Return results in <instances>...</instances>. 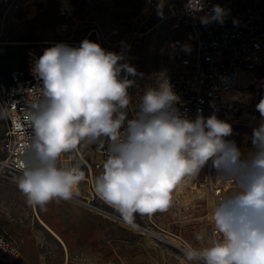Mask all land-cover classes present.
<instances>
[{
	"label": "clouds",
	"instance_id": "9594fccd",
	"mask_svg": "<svg viewBox=\"0 0 264 264\" xmlns=\"http://www.w3.org/2000/svg\"><path fill=\"white\" fill-rule=\"evenodd\" d=\"M156 7L163 16V0ZM187 7L203 10L201 2L194 8L192 0ZM229 12L213 5L201 21L223 24ZM127 48L121 41L117 53L84 39L78 46L56 43L34 60L32 72L42 86L35 90L25 117L33 135L25 144L16 178L27 204L46 210L52 201L79 196L84 171L78 164L63 167L59 161L82 143L107 140V159L94 189L128 223L137 213L166 211L173 189L184 178L199 176L211 162L217 179L231 189L214 199L212 233L204 245L181 249L182 264H264V97L255 105L260 119L255 123L252 117L255 126L247 151L228 139L233 126L215 112L205 117L198 111L195 119L182 113L166 71L154 74V85L144 92L138 111L129 119V89L143 74L122 63ZM195 239L205 237L198 233Z\"/></svg>",
	"mask_w": 264,
	"mask_h": 264
},
{
	"label": "built area",
	"instance_id": "2783aa9c",
	"mask_svg": "<svg viewBox=\"0 0 264 264\" xmlns=\"http://www.w3.org/2000/svg\"><path fill=\"white\" fill-rule=\"evenodd\" d=\"M50 1L53 0H0L2 25L9 14L28 15V7L44 5ZM55 1L59 4L61 16V21L56 26V35L59 38L64 40L71 37L78 22L85 23L90 26L85 38L95 35L102 47L104 38L102 30L98 23L90 18L94 0ZM145 1L151 12H157L156 6L160 0ZM197 2L203 4V10H190L187 7L189 0H163L165 16L162 19L170 20L179 33L170 37L157 51V54L166 60L161 71H166L170 77L174 91L181 100L177 107L188 118L195 119L198 111L205 117L215 112L218 118L229 122L231 112L229 93L248 84L246 82L252 78L264 76V0H192L194 8ZM213 5L230 10L223 24L217 21L202 23L201 17L209 14ZM79 9L84 12L83 19H78ZM188 34L191 37L189 40ZM184 45L190 50H183ZM38 57V54L29 52L25 67L10 69L6 77L0 74V110L5 113L4 117L7 120L3 139L5 154L0 158V178H15L21 174L25 144L33 135V130L25 117L36 96L35 90L42 86V81H39L32 72L34 60ZM107 149V140L102 144L95 143L93 150L96 161L93 164L89 159L80 156L89 171L92 192L89 196L80 193L70 201L102 215L106 210L95 201L98 195L94 189L93 169H99L103 173ZM77 151L78 149L73 150L72 153L75 154ZM67 154H62L59 161L63 167L70 162L71 157L69 159L64 157ZM206 167L210 175L206 195L204 197L199 195L202 193L203 184L199 185L194 178H184L173 189L171 206L178 207L182 204L183 212L190 213L196 204L205 202L206 213L203 218H207L209 231L206 236L209 237L213 228L211 208L214 199L218 200L226 194L230 185L221 184L217 174H213L216 170L211 162ZM191 191L195 192L197 199L190 196ZM124 223L136 225L142 233L152 237L159 245L174 251L181 258L183 255L181 249L191 244L179 232L157 224L152 228L134 222ZM21 255L20 239L8 229L0 227V264H14Z\"/></svg>",
	"mask_w": 264,
	"mask_h": 264
},
{
	"label": "rangeland",
	"instance_id": "374dc122",
	"mask_svg": "<svg viewBox=\"0 0 264 264\" xmlns=\"http://www.w3.org/2000/svg\"><path fill=\"white\" fill-rule=\"evenodd\" d=\"M90 12V18L98 23L105 38L106 45H104L103 38L102 48L112 49L119 53L122 50L121 41L125 42L130 48L126 49L127 59L122 63L131 64L138 73L143 74L142 77L137 76L135 78L136 85L129 89L131 103L128 108V118L131 119L139 109L144 92L149 86L154 85V74L159 73L166 63V60L157 54L159 47L165 44L170 37L177 36L179 30L173 27L170 20L162 19L165 16L164 12L163 16L158 15L157 12H151L145 0H94ZM83 14V10L79 9L77 11L78 19H83ZM2 21L3 15L0 11V74L4 77L12 68L25 67L29 52L41 56L46 48L56 44L46 41H58L71 46H78L82 40L86 39L85 37L90 30L89 25L78 22V26L71 37L64 40L59 38L56 35V26L61 21V16L59 15V4L55 0L44 5H34V9L28 15L9 14L5 17L3 25ZM190 38L188 34L187 39ZM87 39L98 43L93 34ZM262 97H264V77L260 78V82H258L257 98L253 101L254 106ZM252 117H256L255 123H258L260 113L256 108L245 117L237 120L239 124L234 125L237 135L233 133L228 138L234 140L242 151L251 148L249 137L252 127L255 126V123H250ZM6 129L7 120L3 115L0 116V158L5 154L3 139ZM94 145L95 143L79 145V150L86 159L90 158L89 160H91ZM70 153L72 154L69 152L64 157L69 159ZM77 164L84 173H87L86 166L80 156L68 162L65 167H72ZM213 174H217V172L215 171ZM209 176L205 166L199 176L194 177L199 185H204L202 193L199 194L200 197L206 195ZM16 178H0V227L15 231L21 236L24 244L28 243L30 250L39 252V256L43 259L40 264H58L61 261L57 260L58 252L56 251L55 238L40 225L35 217L33 207L27 204L26 197L18 189ZM194 186L193 183L192 187ZM230 189L231 185L226 193ZM82 193L84 194V192ZM189 194L194 198L197 196L192 191ZM95 201L104 210L120 216L112 206L98 196ZM205 204L204 202L195 205L190 213L183 212L182 204L178 207L171 206L164 212L157 211L151 215L137 213L132 222L152 228H155V224H157L177 231L188 239L194 247H201L208 239L206 233L209 231L207 218H203L204 211H206ZM91 212L101 215L104 217V222H108L112 226L109 227L114 230L115 235L117 234L116 240L113 242L114 248L113 246L106 248L108 242L104 240V261H70V264H182V261L178 260L180 256L177 253L163 249L164 246H159L152 237L142 233L134 224H126L112 217ZM198 233L204 235V241L195 239ZM116 243L120 244L119 249H123V251L117 252Z\"/></svg>",
	"mask_w": 264,
	"mask_h": 264
},
{
	"label": "crops",
	"instance_id": "0c3cea01",
	"mask_svg": "<svg viewBox=\"0 0 264 264\" xmlns=\"http://www.w3.org/2000/svg\"><path fill=\"white\" fill-rule=\"evenodd\" d=\"M255 108L254 106L251 110ZM95 161L96 156L93 150L90 162L93 164ZM86 170L85 179L79 185V192L81 194L84 192L83 195L89 196L92 192L90 187L91 180L89 179L87 167ZM101 174V170L93 169L94 182L95 178ZM36 208L37 220L42 219L45 222L46 226L39 221L40 225L55 238L57 243V260L61 261L58 264H70V261H104V240L108 242L106 248L109 246L114 248L113 242L116 240L117 234H114V230L109 227L111 225L108 222H104V217L101 215L68 201H60L59 203L52 201L46 206V210H42L38 206ZM204 208L206 210V206ZM204 212L206 213V211ZM8 230L20 239L21 251L23 252L21 258L14 264H40V261H43L39 256V252L30 250L28 243L24 244L18 233ZM119 246L120 244L116 243L117 252L119 250L123 251V249H119ZM159 246L163 247L162 245ZM163 249L171 251L166 247H163ZM178 260L182 261V258L180 257Z\"/></svg>",
	"mask_w": 264,
	"mask_h": 264
},
{
	"label": "bare ground",
	"instance_id": "6f19581e",
	"mask_svg": "<svg viewBox=\"0 0 264 264\" xmlns=\"http://www.w3.org/2000/svg\"><path fill=\"white\" fill-rule=\"evenodd\" d=\"M32 9H34V5L28 7L27 12L28 13L31 12ZM46 42L60 43L58 41L57 42L56 41H46ZM262 77L264 76L252 78L251 81L246 82L248 84L244 85L243 87H238L229 93L228 99H229V102L231 103V112L229 114V118H230L229 122L233 125V133L235 134L237 133V130L234 128V125L239 124L237 123V120H239L241 117H245L248 113H250L251 109L254 107L253 101L257 98L258 82H260V78L262 79ZM249 84L251 85L253 84V85L250 86ZM77 156L83 157V154L79 150V147H78V151L75 152V154L73 153L71 154L70 159L75 160ZM33 209L35 211V216L38 219L37 208L33 207ZM104 215L124 222L121 216L116 215L114 213L111 214L110 212L108 213V211H104ZM39 221L42 225L46 226L45 222L42 219H39Z\"/></svg>",
	"mask_w": 264,
	"mask_h": 264
},
{
	"label": "water",
	"instance_id": "95a60500",
	"mask_svg": "<svg viewBox=\"0 0 264 264\" xmlns=\"http://www.w3.org/2000/svg\"><path fill=\"white\" fill-rule=\"evenodd\" d=\"M250 86H252L251 84H249Z\"/></svg>",
	"mask_w": 264,
	"mask_h": 264
}]
</instances>
